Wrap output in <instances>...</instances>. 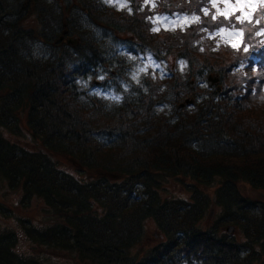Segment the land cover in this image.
I'll return each instance as SVG.
<instances>
[{"label":"trees","instance_id":"16d2710c","mask_svg":"<svg viewBox=\"0 0 264 264\" xmlns=\"http://www.w3.org/2000/svg\"><path fill=\"white\" fill-rule=\"evenodd\" d=\"M185 2L199 21L154 36L143 15L101 0H0V188L19 190L22 209L41 202L34 221L0 205L3 219L14 220L0 225V264H45L46 252L86 264H264V8L240 23L239 12L225 18L210 0ZM220 27L240 30L259 53L252 79L253 62L241 70L243 47L196 44ZM63 33L78 44L61 41ZM125 34L160 63L187 60L195 84L216 74L220 90L178 108L190 87L172 73L127 89L115 82V102L90 96L81 87L90 66L124 76L114 35ZM21 126L32 150L7 138L24 140ZM56 156L72 159L82 178ZM149 222L162 239L145 247ZM22 242L35 257L17 250Z\"/></svg>","mask_w":264,"mask_h":264},{"label":"rangeland","instance_id":"374dc122","mask_svg":"<svg viewBox=\"0 0 264 264\" xmlns=\"http://www.w3.org/2000/svg\"><path fill=\"white\" fill-rule=\"evenodd\" d=\"M185 1L187 0H148V3H145V0H127V6L120 8L118 4L108 5L103 3V0H101L102 4L110 9L121 11L128 15H131L134 11L137 12L141 17L143 15L145 20L149 23L150 34L154 36L166 31L175 32L177 30H185L190 26L196 24V22L192 21L191 19L193 16L199 17V15L197 14V10L195 9V5L193 4L189 6ZM216 3L218 4L220 11H226L228 14L239 12L238 17L247 20H252L253 11L255 8H257L258 6H260V8H264V0H216ZM153 4H155V6H153ZM129 9H131V12H129ZM161 17H168V20L165 21L159 19ZM185 17L187 19H185ZM28 22L32 23V20L30 19ZM153 28H158L159 30L153 32L151 30ZM217 31L218 30L214 31L213 33H209V35L206 36V39H200L196 44L200 46V48H202V46H207L208 41L216 39L215 41H213V46L209 47V51H217L220 44L224 47L228 46L235 50L243 47V53L246 54L244 61L247 62H244V64L241 66V70L244 67H249L250 63L248 62H253V64L250 65V72H248V76L250 77V79H252L257 69L256 65L261 60L259 57V53L254 52L252 44L244 42V34H241L239 30L226 28V32L219 35L216 34ZM233 31L235 32V35H229V32ZM263 32L264 28H261L259 34ZM70 38L75 39V37ZM114 40L119 43L120 52L123 53L122 56L126 60L125 66L123 67L124 76H112V74H109V76L108 72L105 71L104 66L98 68L97 66L93 67L96 69V73L93 74V69L90 66L91 72L88 73L89 75L86 77L84 85L81 86L89 93L90 96H95L96 98L104 101L115 102L120 99V90L115 82H118L121 86L123 85V89H127V84L130 81L139 84L142 83L143 78L146 76L150 77L151 81H155L157 78H168L172 76V73L178 75L180 77V80L192 83L189 86V90L188 88L183 89L184 99L190 98L197 100L196 93L203 92V90L205 89L211 90L213 87H216V85H219L218 83L216 85L209 86L206 81L208 75L205 76V79L203 77L198 78L195 84L193 80L188 77V74H190V76H193V74L196 73V70H191L189 68L187 60H181L184 62L183 64L174 59H168L167 61L160 63L155 59L153 53L149 51L152 48L147 47V49L146 47H144V44L142 42L137 41L136 38H133V36L130 34H125L122 36L114 35ZM245 47L248 48L247 52L244 51ZM198 57L200 60L203 59L200 55H198ZM200 81H203V83L199 84ZM89 82L93 85L90 86ZM154 92L157 96V92ZM113 97H119V99H113ZM184 99L182 100V102L184 101ZM192 105L193 104H186L185 106L189 108ZM164 108H161V111H165ZM21 130L25 134L24 140L13 138L11 136H7V138L11 141L19 143L21 146L27 147L32 150L35 143H32L30 141V137L26 134V131L28 130L23 126H21ZM55 159L58 161L59 167L61 169L74 174L80 179L82 178L78 175L76 170L77 166L72 159L66 156H56ZM109 178H113V175H109ZM239 185L242 194L247 193L254 198L258 196V192L251 190L247 186V184ZM169 187L172 188L171 191H173L179 197H187V193L184 192L181 185L179 186L177 184H170ZM19 197V190L15 192H6L4 185L0 188V205L4 207L7 212L8 210L13 212L14 217L33 221L34 219L36 220L40 215L41 202L39 200H35L32 202L30 208L22 209L18 206H15L14 203L16 202V200H18ZM209 218L211 219L210 216ZM4 221L5 219H3V216L0 215V225L3 226L5 224L7 225L6 227L14 225L13 218H10L5 222ZM145 226L148 229L146 238L143 242V246L151 247L158 243L162 239V237L156 232L153 222H149L145 224ZM229 232L235 234V230L232 228H230ZM32 249L36 248L32 247L27 242H22L20 245H18L17 250L22 252L23 254H28ZM29 254L30 256L35 257L34 254ZM45 256H48L46 257L47 260H45V264H86V262L84 261L79 262L74 256L72 257L68 253L46 252Z\"/></svg>","mask_w":264,"mask_h":264},{"label":"snow or ice","instance_id":"6c2138e0","mask_svg":"<svg viewBox=\"0 0 264 264\" xmlns=\"http://www.w3.org/2000/svg\"><path fill=\"white\" fill-rule=\"evenodd\" d=\"M210 2L213 4V7H217V14H219V15H224L225 16V18H227L228 17V13L226 12V11H220V9H219V7H218V4L216 3V0H210ZM103 3H105V4H108V5H119V7L120 8H123V7H126L127 6V0H103ZM145 3H148V0H145ZM153 6H155V4H153ZM202 11L204 12V14L205 15H208L209 14V10L207 9V8H204V9H202ZM129 12H131V9H129ZM151 19V18H150ZM159 19H162V20H165V21H167L168 20V17H161V18H159ZM185 19H187L186 17H185ZM192 21H194V22H198L199 21V17L198 16H193L192 18ZM212 19L213 20H216V15H213L212 16ZM237 20L240 22V23H243V20L240 18V17H237ZM259 21H257V23H258ZM233 28H234V25L232 26ZM153 32H156V31H158L159 29L158 28H153V29H151ZM226 32V28L225 27H220L219 29H218V31H217V35H219V34H221V33H225ZM241 34H242V32H241ZM259 34V33H258ZM229 35H235V32L233 31V32H229ZM234 47H235V45H234ZM244 51L245 52H247L248 51V48L247 47H245L244 48ZM181 64H183L184 62L183 61H181L180 62ZM113 99H119V97H113ZM261 99H264V97H261Z\"/></svg>","mask_w":264,"mask_h":264},{"label":"water","instance_id":"95a60500","mask_svg":"<svg viewBox=\"0 0 264 264\" xmlns=\"http://www.w3.org/2000/svg\"><path fill=\"white\" fill-rule=\"evenodd\" d=\"M66 43L69 44V45H76V41L75 40H71V39H66ZM208 82H209V85H213V84H216L218 82V78H211L209 77L208 78ZM192 101H189V100H186L185 103L188 104V103H191ZM180 106H183V104H181ZM228 231L230 230L229 228L227 229Z\"/></svg>","mask_w":264,"mask_h":264},{"label":"bare ground","instance_id":"6f19581e","mask_svg":"<svg viewBox=\"0 0 264 264\" xmlns=\"http://www.w3.org/2000/svg\"><path fill=\"white\" fill-rule=\"evenodd\" d=\"M105 7H106V6H105ZM107 8H108V7H107ZM64 36H65V34H63V37H61L60 40H62V39L64 38ZM241 92H245V91H241ZM252 92H253V91H252ZM201 93H202V92H198V93H196V99H200V98H201V95H200ZM202 96H204V94H203ZM186 100L192 101L191 103H188V104H190V105L194 103V99L185 98L184 101L181 102L177 107H178V108H183V107L186 105V103H185ZM181 104H183V106H180Z\"/></svg>","mask_w":264,"mask_h":264}]
</instances>
